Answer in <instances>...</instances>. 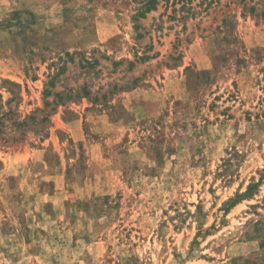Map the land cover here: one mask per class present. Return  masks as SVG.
Masks as SVG:
<instances>
[{"label": "rangeland", "instance_id": "obj_1", "mask_svg": "<svg viewBox=\"0 0 264 264\" xmlns=\"http://www.w3.org/2000/svg\"><path fill=\"white\" fill-rule=\"evenodd\" d=\"M0 264H264V0H0Z\"/></svg>", "mask_w": 264, "mask_h": 264}, {"label": "trees", "instance_id": "obj_2", "mask_svg": "<svg viewBox=\"0 0 264 264\" xmlns=\"http://www.w3.org/2000/svg\"><path fill=\"white\" fill-rule=\"evenodd\" d=\"M234 202H236V201H230V205L234 204ZM228 204H229V203H228Z\"/></svg>", "mask_w": 264, "mask_h": 264}]
</instances>
